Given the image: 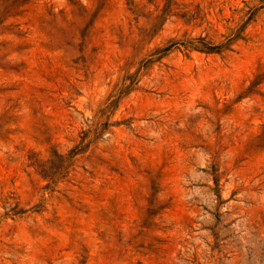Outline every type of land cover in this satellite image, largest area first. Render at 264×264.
<instances>
[{
    "label": "rangeland",
    "instance_id": "rangeland-1",
    "mask_svg": "<svg viewBox=\"0 0 264 264\" xmlns=\"http://www.w3.org/2000/svg\"><path fill=\"white\" fill-rule=\"evenodd\" d=\"M0 264H264V0H0Z\"/></svg>",
    "mask_w": 264,
    "mask_h": 264
}]
</instances>
